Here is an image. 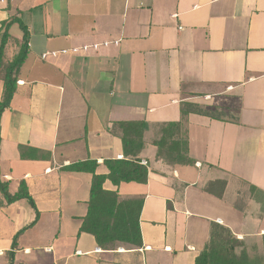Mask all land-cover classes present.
I'll return each mask as SVG.
<instances>
[{"label": "crops", "instance_id": "crops-1", "mask_svg": "<svg viewBox=\"0 0 264 264\" xmlns=\"http://www.w3.org/2000/svg\"><path fill=\"white\" fill-rule=\"evenodd\" d=\"M15 17L27 55L1 116L0 180L11 195L23 182L35 209L0 206V264H194L213 225L262 255L264 0H0V28ZM8 33L5 64L23 35ZM182 104L234 117L188 114L193 164L169 165L152 143ZM118 122L146 125L147 182L103 189L142 199V245L102 249L79 233L92 176L65 168L106 176L124 159Z\"/></svg>", "mask_w": 264, "mask_h": 264}, {"label": "trees", "instance_id": "trees-1", "mask_svg": "<svg viewBox=\"0 0 264 264\" xmlns=\"http://www.w3.org/2000/svg\"><path fill=\"white\" fill-rule=\"evenodd\" d=\"M13 24H18L22 31V41L19 44L18 53L10 62L5 64L4 49L9 40L8 30ZM27 44V29L17 17L1 25L0 81L3 89L0 101V123L3 111L9 107L15 93L16 75L25 61ZM193 112L212 119H218L221 114H225L219 110H203L189 104H182L181 119L178 123L157 125L156 138L152 144L157 148L156 157L158 159L169 165L193 164V161L187 156L185 130L186 117ZM145 129L146 125L143 122L113 124L111 134L119 137L122 141L124 159L104 161L108 170L106 176L96 174L97 164L93 161L78 162L65 168L70 172L88 173L92 176L87 212L82 219L79 233H87L93 236L96 244L102 249L113 248L118 244L134 248H139L142 245L139 228L142 199H121L117 191H105L103 183L105 180H109L113 186L117 187L121 183L145 184L147 182V167L142 165L138 158L144 146L143 133ZM19 200H26L35 209L34 202L28 195L26 185L23 182L20 183L18 192L11 195L8 191V185L0 180V206L9 205ZM24 230L19 231L17 236ZM261 243L262 255L250 257L243 243L235 239L228 229L213 225L209 242L197 256L194 264H264V235ZM237 249H240L238 253L236 252Z\"/></svg>", "mask_w": 264, "mask_h": 264}, {"label": "rangeland", "instance_id": "rangeland-1", "mask_svg": "<svg viewBox=\"0 0 264 264\" xmlns=\"http://www.w3.org/2000/svg\"><path fill=\"white\" fill-rule=\"evenodd\" d=\"M220 115V114H219ZM225 115V116H224ZM221 116H223V117H225V118H229V117H231V118H233L234 116H232V115H230V114H221ZM157 129H155V131H156Z\"/></svg>", "mask_w": 264, "mask_h": 264}, {"label": "built area", "instance_id": "built-area-1", "mask_svg": "<svg viewBox=\"0 0 264 264\" xmlns=\"http://www.w3.org/2000/svg\"><path fill=\"white\" fill-rule=\"evenodd\" d=\"M141 164H142V165H145V162H142Z\"/></svg>", "mask_w": 264, "mask_h": 264}]
</instances>
